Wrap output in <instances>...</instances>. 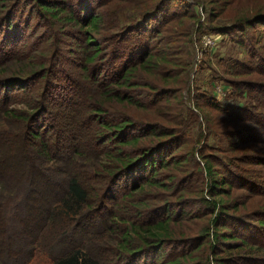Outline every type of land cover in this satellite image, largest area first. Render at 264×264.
<instances>
[{"label": "trees", "instance_id": "16d2710c", "mask_svg": "<svg viewBox=\"0 0 264 264\" xmlns=\"http://www.w3.org/2000/svg\"><path fill=\"white\" fill-rule=\"evenodd\" d=\"M124 2L131 8L122 21ZM174 2L193 7L185 0H0V121L9 126L0 130V264H25L47 248L48 264H264V210L242 214L225 200L247 185L235 159L215 156L225 150L207 143L174 155L189 144V125L202 124L184 101L186 20L195 16L177 14ZM233 23L223 35L243 45L249 30L264 29V9ZM254 60L263 66L264 43ZM233 84L236 92H264V85ZM19 92L25 109L7 107ZM195 102L198 111L202 102L244 121L245 109L227 112L211 95ZM252 111L264 127V114ZM205 122L197 143L215 134ZM244 131L228 138L257 141ZM64 146L72 151L66 171L55 165ZM87 158L93 168L82 165ZM252 158L260 157L245 156ZM101 214L105 224L92 228L88 221Z\"/></svg>", "mask_w": 264, "mask_h": 264}, {"label": "rangeland", "instance_id": "374dc122", "mask_svg": "<svg viewBox=\"0 0 264 264\" xmlns=\"http://www.w3.org/2000/svg\"><path fill=\"white\" fill-rule=\"evenodd\" d=\"M185 1L193 6L189 11L180 10L175 2L172 4V9L177 14L186 12L189 16H195L193 20H189L188 18L186 20L191 27L192 43L190 44V55L187 58V61L190 62L188 70L189 83L184 92V101L193 112L197 113L199 117L202 116L200 118L202 124L191 123L189 125L188 136L186 138L189 144L181 146V149L175 152L174 155L177 156L184 153L193 147L194 143L198 144L199 147H202L205 143L212 148L221 146L225 150L224 153L215 151L211 153L221 158L233 157L236 168L234 172H237L247 184L244 186L245 188H234L231 196L225 198V200L229 203L238 204L240 206L239 213L252 215V213L264 210V194H254V190L258 192L264 190V164H256L258 161H264V127L256 124L255 119L249 113L247 114L246 111L249 112L252 111V108H255L251 113L255 112L257 115L264 114V92L259 93L249 90H239V92H236L233 83L245 81L247 85L248 83L264 85V64L263 66H257L258 62L254 60V49L264 43V29L256 28L249 30L246 34L248 40L243 45L231 41L223 33L233 26V22H235L238 16L249 11L264 9V0ZM129 6L125 2L119 3L118 7L122 11L120 14L122 21L130 13L127 11V7ZM105 9H107L106 6L100 10ZM212 12H214V16H211ZM174 24H176L175 21L171 23V25ZM71 45H74L76 49L74 43L71 42ZM235 60H247V63L241 70H238L231 67V63ZM249 65L255 69H248L247 66ZM68 69L70 74L73 72L78 73L77 70H73L72 68L70 70L69 67ZM210 95L227 112L233 113L235 109H245L246 111L242 112L239 116L244 121L230 122L229 119L226 120L202 102L199 103V112L196 108L195 101H201L202 98ZM22 96L23 93L21 92L13 94L10 101H8L7 107L25 109V106L20 101ZM56 102L59 104L63 101ZM205 120L211 121V126L214 127L215 134H212L211 137L209 135L206 138L207 141L203 140L197 143L201 133L208 131L209 124ZM8 127L6 121H0V130L8 129ZM241 129L246 130L244 132H252L256 135L257 141L245 142L242 136L240 138H228L229 136L235 135L237 130L241 131ZM52 135L47 139H51ZM67 147L64 146L59 152L57 156L59 161L55 164L58 167H64L63 171L67 169L65 167V160L70 161L69 159L72 156V151ZM246 155L260 158L257 160L255 158L247 160L245 159ZM94 162H96L94 159L87 158L86 161H82V165L93 168ZM68 168L71 169L70 167ZM63 173L58 176L66 178V172ZM6 214V221L8 223H12V221L16 223L8 213ZM99 217L88 221L91 222L90 226L92 228H97L105 224L104 221L108 218H105L102 214ZM45 239L50 241L49 235L45 234ZM49 254L50 250L48 248L35 249L25 260V264H48L47 259H49Z\"/></svg>", "mask_w": 264, "mask_h": 264}]
</instances>
